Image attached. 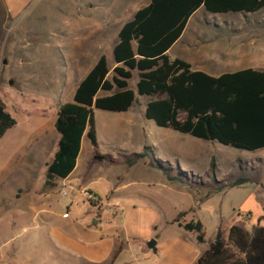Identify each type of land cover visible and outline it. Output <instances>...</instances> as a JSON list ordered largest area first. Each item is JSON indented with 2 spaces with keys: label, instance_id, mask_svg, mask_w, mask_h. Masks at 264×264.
<instances>
[{
  "label": "rangeland",
  "instance_id": "obj_1",
  "mask_svg": "<svg viewBox=\"0 0 264 264\" xmlns=\"http://www.w3.org/2000/svg\"><path fill=\"white\" fill-rule=\"evenodd\" d=\"M93 1L17 0L12 13L0 0V98L16 119L0 138V264H60L42 229V214L48 209L55 213L53 224L61 229L58 219L63 212L77 225L99 220L97 225L106 229L114 224L121 228L126 221L137 223L136 212L122 216V209L130 204L160 206L166 216L183 210L175 221L200 219L207 242L218 228L226 237L233 224L250 232L264 225V148L238 149L160 127L145 115L146 97H139L127 112L94 109L99 150L120 160L122 154L150 146L148 152L154 156L132 165L98 161L85 174L83 165L94 153L86 135L74 173L55 186L45 185L47 164L58 148V109L73 99L102 51L99 43L109 49L126 19L123 15H128L127 11L117 16L99 31L87 4ZM110 3L103 0L102 5ZM127 3L130 8L138 0ZM259 34L264 37V8L214 14L202 7L190 17L171 54L200 60L198 49L216 36L223 43H249ZM130 85L136 89V81ZM128 114L133 115L131 121ZM151 159L154 165L149 164ZM238 178L248 181L233 185ZM91 193L102 202L100 209ZM124 247L129 250L124 260L146 263L136 246L131 252L124 240ZM135 258L140 263L133 262Z\"/></svg>",
  "mask_w": 264,
  "mask_h": 264
},
{
  "label": "trees",
  "instance_id": "obj_2",
  "mask_svg": "<svg viewBox=\"0 0 264 264\" xmlns=\"http://www.w3.org/2000/svg\"><path fill=\"white\" fill-rule=\"evenodd\" d=\"M201 6L214 14L251 13L264 8V0H151L139 8L118 32L117 65L112 73L102 54L79 82L73 99L61 103L55 120L58 148L47 164L46 186H55L56 179L66 178L74 170L84 134L95 147L98 161L132 165L149 154L154 156L148 152L150 146L122 154L120 160L98 150L94 109L126 111L137 95L148 98L145 115L160 127L238 149L264 148V70L249 67L211 75L167 53ZM135 70L138 80L133 89L129 81ZM15 125L16 119L0 98V138ZM148 162L154 165L152 159ZM215 165L212 158L211 168ZM246 181L238 178L232 184ZM179 224L195 231L198 241H205L200 219ZM194 264H264V225H256L250 232L233 224L226 237L218 228L209 248Z\"/></svg>",
  "mask_w": 264,
  "mask_h": 264
},
{
  "label": "crops",
  "instance_id": "obj_3",
  "mask_svg": "<svg viewBox=\"0 0 264 264\" xmlns=\"http://www.w3.org/2000/svg\"><path fill=\"white\" fill-rule=\"evenodd\" d=\"M5 1L10 12L15 13L17 0H2V2ZM127 1L131 2L132 0H126V2L123 1L122 3L124 4L121 3L119 7L118 3H120V0H111V3L108 6L102 5L103 0L88 2L87 4H89V8L93 11L92 17L94 26L101 31L102 28L107 26L117 16L126 14L128 11V15H123L124 18H126L124 21L125 23L133 17L134 13L139 8L147 5L151 0H138L137 5H133V7L130 8H127L126 6L128 4ZM202 7L205 8L204 6H201L194 13ZM217 37L218 36L210 39L206 47L198 49V52L202 55L200 60L196 58H186L184 55L180 54H171V51L180 38L168 49L167 53L171 57H180L185 59L192 64L194 69L203 70L211 75H220L222 73L233 72L249 67L264 70V37L262 35L259 34L255 36V38L251 39L249 43L242 41H239L238 43H235L234 41L233 43H223L222 41L219 42ZM118 40L119 37L117 35V39L112 41L113 43H111V47L109 49H105V45L100 42L99 48L102 49V51L99 52L96 57L97 61L102 54L106 55L111 73L113 68L117 65L114 55V47ZM108 52H111V57H109ZM87 73H85V75ZM132 80L137 83L138 76L136 70L134 71L133 77L130 79L129 83H131ZM137 97L139 98L145 96L137 95ZM137 101L138 99L135 102ZM147 101L148 98L146 97V105ZM133 106L134 104L126 111L117 112L130 111ZM132 116L133 115L128 114L126 118L131 121ZM84 136H86V134H84ZM97 139L99 150L98 130ZM82 144L76 167L66 177V179L69 178L78 167V160L82 153ZM122 150L125 149H121V151ZM99 152L102 154H108L101 152L100 150ZM96 162H98V160L94 159L93 153L85 165H83L85 174H89V172L94 168ZM59 179L55 180V185ZM44 195L46 197V192ZM89 196L98 209L103 206L102 202L97 196H95V194L91 193ZM147 196L149 197V195ZM155 198L158 199V202L160 201L159 196H155ZM128 206L122 209V216L126 217L128 214L133 215L136 212L138 218L137 223H134L133 221L129 223L126 221L122 223L121 228L114 224V226L110 225L106 229L97 225L99 220L96 221L94 225H89L88 223L77 225L74 220H67L70 215L64 216L66 212H63L62 217L58 219L59 224L63 227L61 229L53 224V217L55 215L54 211L51 209L44 210V214H42L44 227L42 229L52 246L53 257H55L60 264H131L132 260L123 259L124 255H126L129 251L124 247L125 240L131 245V252L133 251V246H136L138 251L140 250L141 259L146 260V263L143 264H194L209 248L210 243L214 240L213 239L212 241L207 242L205 238L204 242H200L197 239V233L195 231L186 230L179 224L178 221H175L176 216L183 210H175L172 214L166 216L163 213L162 207L153 206L149 203L144 206H136L133 204ZM41 213L42 212L39 214ZM134 217L135 216L131 218ZM143 230H145V234L141 233ZM153 237L156 239V248H151L147 245L148 240ZM153 255H155L154 258ZM134 261L140 263L139 258H135L133 262Z\"/></svg>",
  "mask_w": 264,
  "mask_h": 264
},
{
  "label": "water",
  "instance_id": "obj_4",
  "mask_svg": "<svg viewBox=\"0 0 264 264\" xmlns=\"http://www.w3.org/2000/svg\"><path fill=\"white\" fill-rule=\"evenodd\" d=\"M148 246L151 248H154L156 246V240L152 239L151 241L148 242Z\"/></svg>",
  "mask_w": 264,
  "mask_h": 264
},
{
  "label": "built area",
  "instance_id": "obj_5",
  "mask_svg": "<svg viewBox=\"0 0 264 264\" xmlns=\"http://www.w3.org/2000/svg\"><path fill=\"white\" fill-rule=\"evenodd\" d=\"M64 216H68V213L66 212V213L64 214Z\"/></svg>",
  "mask_w": 264,
  "mask_h": 264
}]
</instances>
